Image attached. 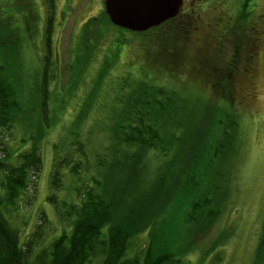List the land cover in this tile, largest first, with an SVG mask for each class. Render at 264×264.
Wrapping results in <instances>:
<instances>
[{
	"label": "trees",
	"instance_id": "1",
	"mask_svg": "<svg viewBox=\"0 0 264 264\" xmlns=\"http://www.w3.org/2000/svg\"><path fill=\"white\" fill-rule=\"evenodd\" d=\"M3 1L0 0V4ZM22 1L17 5L24 3ZM202 2L207 0H195L187 10L189 13L185 6L175 18L145 32L114 25L103 10L99 16L85 21L81 34L89 35L84 43L89 42L88 51L81 45L76 62L81 63L84 57L89 59L104 28L112 25L118 30L119 47L111 58L127 61L128 66L135 63L138 59L131 62L132 57L122 54L121 46H132V40L138 38L142 39L139 44L154 45L153 49L144 48V55L163 58L166 63L162 64L167 70L176 66L183 68L187 54L201 49L197 45L199 39L206 40L212 48L209 33L204 39L201 37L198 7ZM250 3L251 0H243L239 11L243 20L250 14ZM31 13H27L26 21ZM259 19L264 23L262 17L233 21L228 35L233 47L225 66L223 54L219 52L224 43L217 46L215 56L207 53L205 60L199 61V67L192 60L193 66L204 76L194 75L193 68L191 78H200L203 85L213 87L215 94L201 99L199 104L203 103V111L187 112L185 97L178 103L173 93L164 96L160 88L153 93L142 92L124 99L115 112L108 143L103 151L96 153L94 166L88 162L85 143L78 133L74 134L70 153L57 152L52 187L60 188L57 179H65L66 169L84 189L79 192L78 203L63 202L60 214L67 226L39 252L35 251V245L48 221L46 217L40 216L37 229L23 242L16 225L23 223L17 218L22 202H32L35 197V192L30 194L29 189L31 183L36 186L43 168L41 140L46 129L43 124L50 118L49 86L58 77L56 73L50 74L54 63L49 49L44 57L42 79L37 83L40 93L31 87L28 96L22 95L14 80V71L8 67L15 54L0 47V127L10 130L22 123L31 127L36 104L42 105L43 119L33 124L27 132L29 137L23 136L13 161L5 165L0 160V264H185L184 256L192 242L211 231L231 201L237 178V160L232 161L236 152L239 156L238 145L242 141L237 106H245V94L251 71H254V50L258 46L254 33ZM31 30L29 26L26 31L15 27L11 15L0 16V38L9 31L14 32L10 37L16 48L18 42L21 48L26 38L30 39ZM19 54L23 56L21 50ZM110 66L107 60L105 72ZM103 77H96L91 93L98 90V82ZM128 81L123 80L125 84ZM75 85L76 89L69 86L68 96L73 89H79L80 78ZM65 104L63 101V108ZM22 146L25 149L20 151ZM146 151L153 153L154 163L143 173L142 155ZM116 152L121 158H109ZM130 152L132 156L128 155ZM49 199L57 204L54 194ZM227 233L219 239H227ZM258 258L264 260V222Z\"/></svg>",
	"mask_w": 264,
	"mask_h": 264
},
{
	"label": "rangeland",
	"instance_id": "2",
	"mask_svg": "<svg viewBox=\"0 0 264 264\" xmlns=\"http://www.w3.org/2000/svg\"><path fill=\"white\" fill-rule=\"evenodd\" d=\"M19 2L20 0H4L0 4L1 17L11 15L15 27L25 31L28 26L32 28L30 39L26 38L24 47L21 48H19L20 42L17 48L14 47L15 44L10 37L15 34L14 32L9 31V34L0 38V47L7 48L11 55L15 54L8 67L14 71V80L19 90L22 91V95L27 96L31 87L36 93H40L37 83L42 79L44 57L49 49L54 63L50 74L56 73L58 77L57 80L51 81L49 86L50 99L47 106L50 109V118L46 124H43L46 129L41 140L43 168L37 178L36 186L31 183L29 189L30 194L35 192V197L32 202L29 200L22 202L17 218L23 223L16 225L21 231L20 238L23 242L27 235L37 229L42 219L40 216L46 217L49 222L47 221L40 230L42 234L35 245V251L39 252L52 239L60 236L67 226V221L60 214L63 202L78 203L79 192L84 189L79 187L81 183L75 181L76 179L68 174L66 169L65 179H57L60 188L52 187L57 152L61 155L70 153L74 134L78 133L81 141L85 143L88 162L94 166L96 153L103 151L108 143L115 112L121 108L124 99L129 96L133 98L142 92L153 93L160 88L164 90V96L173 93L178 103H181L182 98L185 97L187 112L188 110L195 113L203 111L204 105L199 103L201 99L210 98L214 94L213 87L203 85L200 78H191L190 70L195 68L192 60H195L194 64L199 67V61L205 60L207 53L215 56L217 46L224 43L219 52L223 54L222 64L225 66L233 47V42L228 36L233 21H247L257 17L264 19V0H251L250 14L244 20L241 18V12L239 13L243 0L202 2L198 7L201 12L200 29L203 30L201 37L204 39L209 33L212 48H209L206 40L199 39L197 45L201 49L187 54L183 68L177 69L176 66L171 70H167L162 64L166 63L163 58L154 54L144 55L143 49H153L154 45L150 43L146 47L139 44L142 39L138 38H134L131 42L137 50L126 44L121 46L122 54L126 53L132 57L131 62L138 59L135 63L128 66L127 61L124 63L111 58L115 49L119 47L118 30L112 25L104 28L89 59L84 57L81 63L76 62V54H79L81 45L88 51L89 42L86 45L84 43L89 35L85 32L81 34L84 23L87 19L103 13L104 0H55L53 4L48 3L47 0H23L24 3L17 5ZM185 3L186 13H189L187 10L194 5L195 0H185ZM27 13H31L28 21H26ZM255 30V41L258 43V46L254 47L255 67L254 71H251L252 75H249L245 106L243 108L241 104L237 106L242 141L238 145L240 154L237 156L236 152L232 161L235 163L237 160V178L233 184L231 201L211 231L192 242L191 248L184 256L185 264H264V260L258 258L264 222V23L262 20H256ZM92 35L94 37V31ZM127 37L132 36L127 35ZM19 50L23 52L22 57ZM107 60L110 61L111 66L105 72ZM156 68L161 70L160 73ZM196 74L197 77L204 76V73L195 68L194 75ZM96 77L103 79L98 82V90L91 93ZM78 78H80L79 89L77 91L73 89L71 96H68L69 86H74L76 89ZM124 79L129 81L125 84ZM91 94H93L92 98ZM161 98L166 99V97ZM63 101L66 103L64 108ZM41 108L42 105H35L36 112L29 125L31 127H27L24 123L10 130L0 127V160L5 165L14 160L19 142L23 136L29 137L27 132L31 130L33 124L37 125L43 121ZM29 148L30 146L27 149ZM24 149L23 146L20 147V151ZM152 154L151 151H146L142 155V166L145 169L142 170L143 173L148 172L149 167L154 163V160H151ZM128 155L132 156L131 152ZM111 157L119 159L121 155L116 152L109 158ZM52 194L55 195L59 206L49 199ZM225 232H228L227 239L222 241L219 238Z\"/></svg>",
	"mask_w": 264,
	"mask_h": 264
},
{
	"label": "water",
	"instance_id": "3",
	"mask_svg": "<svg viewBox=\"0 0 264 264\" xmlns=\"http://www.w3.org/2000/svg\"><path fill=\"white\" fill-rule=\"evenodd\" d=\"M111 22L134 32H145L178 16L184 0H104Z\"/></svg>",
	"mask_w": 264,
	"mask_h": 264
},
{
	"label": "flooded vegetation",
	"instance_id": "4",
	"mask_svg": "<svg viewBox=\"0 0 264 264\" xmlns=\"http://www.w3.org/2000/svg\"><path fill=\"white\" fill-rule=\"evenodd\" d=\"M186 6L185 0H184V7Z\"/></svg>",
	"mask_w": 264,
	"mask_h": 264
}]
</instances>
